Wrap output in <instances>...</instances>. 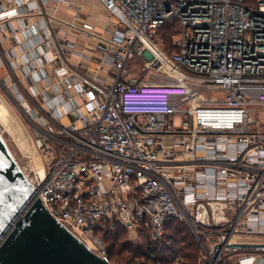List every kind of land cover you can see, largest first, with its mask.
Masks as SVG:
<instances>
[{
    "label": "built area",
    "instance_id": "obj_1",
    "mask_svg": "<svg viewBox=\"0 0 264 264\" xmlns=\"http://www.w3.org/2000/svg\"><path fill=\"white\" fill-rule=\"evenodd\" d=\"M53 1L0 0V48L15 20L44 23L58 44ZM99 1L101 33L63 23L98 42L97 69L69 65L65 43L55 48L65 92L25 91L43 103L23 114L46 163L24 173L50 214L107 261L104 231L124 225L157 242L175 218L201 264H230L229 244L264 243V131L250 129L264 105V0ZM175 21L168 55L154 39ZM132 59L143 76L127 75Z\"/></svg>",
    "mask_w": 264,
    "mask_h": 264
},
{
    "label": "water",
    "instance_id": "obj_2",
    "mask_svg": "<svg viewBox=\"0 0 264 264\" xmlns=\"http://www.w3.org/2000/svg\"><path fill=\"white\" fill-rule=\"evenodd\" d=\"M227 248L264 250V243ZM0 264H113L50 214L1 134Z\"/></svg>",
    "mask_w": 264,
    "mask_h": 264
},
{
    "label": "rangeland",
    "instance_id": "obj_3",
    "mask_svg": "<svg viewBox=\"0 0 264 264\" xmlns=\"http://www.w3.org/2000/svg\"><path fill=\"white\" fill-rule=\"evenodd\" d=\"M97 1L83 0V2L81 3V7H82V12L85 16L81 15V18L79 19L76 18L70 19L71 16L69 13L72 11L70 9H66L65 14H62L63 12L59 13L60 9L58 8V5L60 4L61 1L60 0L53 1V3L55 4V41L58 42V44H55V48L57 46L60 49L64 47L66 43L67 47H65V51L63 50H59V51L62 52L63 58L64 57L67 58L69 65L73 67H78L80 65L73 64L71 62L72 61L71 57L75 56L76 53L79 54L80 50L84 52L86 56L88 54L91 55V52L94 51L91 50L94 49L93 47L94 44H92L94 40L93 39L89 40L91 38L89 37L88 34L83 33L85 31L82 32L72 31L69 29L70 28L69 26L63 23H67V24L75 23L76 25L81 26L80 29H84V28L86 29L87 25L85 24V22L96 23L97 25L104 27L107 21L105 18H103L102 14L100 15ZM66 2H71L74 4L78 2V0H66ZM65 8H69V7H65ZM83 20H85V22H83ZM169 30L170 29H166V30L163 29L161 33L158 32L159 34H157V36L154 39V41L157 42L163 49L167 47V43H168L164 35L166 31ZM178 32H179V26H178ZM178 32L172 36V43H174V39L178 34ZM79 48L81 49L79 50ZM94 58H98V57L95 56ZM94 63H93L94 65L93 70L96 67ZM140 65H141L140 60L132 59L130 61V66L127 74L129 78L137 77V76L140 77L145 74V72L142 70ZM4 66L6 65H3L2 69L4 70L5 74L2 75V73L0 72L1 74L0 75V134L2 135L3 139L7 143L15 159L17 160L20 167L25 173L28 171L30 172L32 170L35 171L41 170L45 166L44 164L46 163V159L43 153L37 147L36 144L37 133L35 132L34 128L30 125V123L27 121L23 112H26L28 114L27 111H29L30 113V111L34 108L33 105L34 100L36 102H39L41 105H43V103L39 99L40 96L35 97L34 100L31 99L29 103L27 94L25 90L22 88V85L16 74L13 72L12 69H9L8 66L6 68ZM109 74L113 76L112 69L110 70ZM3 76L9 81L7 82L5 79H3ZM107 79H108L107 82H111V79L109 78ZM217 96L223 97L222 95H217ZM62 113L66 114L65 108H62L61 114ZM30 115L32 116L31 113ZM251 119L253 124H251L250 129L252 131H264V105L254 109V111L251 114ZM125 235L131 241H138V239L132 238V235L128 229ZM106 248L108 254L109 252H108L107 243H106ZM238 252L239 251H236L235 249H231L228 251V254L229 255L238 254ZM112 261L117 262L116 260H112Z\"/></svg>",
    "mask_w": 264,
    "mask_h": 264
},
{
    "label": "crops",
    "instance_id": "obj_4",
    "mask_svg": "<svg viewBox=\"0 0 264 264\" xmlns=\"http://www.w3.org/2000/svg\"><path fill=\"white\" fill-rule=\"evenodd\" d=\"M60 1L61 2L58 5V8L60 9L59 13L63 12L62 14H65L66 9L72 10L69 13L71 16L70 19H79L81 18V15H84L81 7V3L83 2V0H78V2L74 4L71 2H66V0ZM98 1L97 4L99 6V13L100 15L102 14L103 18L106 19L107 24L108 17L106 10L102 6V4L99 3L100 1ZM53 5L55 7L54 3ZM52 8L49 9L50 12L51 10L55 11V9ZM22 10L24 11L25 9ZM51 21L52 26L55 27V21H53V19H51ZM83 22H85V20H83ZM85 24L87 25V28H94L99 33H101L102 29H104L106 26L105 25L104 27H102L97 25L96 23L91 22H85ZM10 30L16 32L15 37L7 42L2 43L0 48V72L2 73V75L5 74L4 70L2 69L3 65H6L4 66L5 68L8 66V68L12 69L18 77L22 88L29 94H35L38 90L43 89L47 91L48 95L51 92L53 94H60L65 92L64 89L67 87L66 82L64 81V79L55 76V42H53V40L51 39L53 35L50 33L51 31L46 29V25L42 23L36 28L33 27L27 29L25 28V23L23 21L15 20L12 21ZM92 44H94V49L91 50L94 51L91 52V55H87L91 60L84 57L83 55H85V53L80 50L81 48H79V54L76 53L75 56H72L71 62L73 64L80 65L83 69L93 70V58L95 56L98 57L94 59L99 60L100 62L101 55L97 53V51H95L98 42L94 41ZM34 69H37V73L31 74L32 70ZM95 69H97V65ZM26 77H28L31 82L26 81ZM100 77L106 78V74L104 71L100 73ZM3 79H5L7 82L9 81L4 78V76ZM238 251V254L231 255L230 264H240L239 259L242 257H253V264H264V250L238 249Z\"/></svg>",
    "mask_w": 264,
    "mask_h": 264
},
{
    "label": "trees",
    "instance_id": "obj_5",
    "mask_svg": "<svg viewBox=\"0 0 264 264\" xmlns=\"http://www.w3.org/2000/svg\"><path fill=\"white\" fill-rule=\"evenodd\" d=\"M163 29H170L164 37L168 41L165 49L172 55L176 51L172 36L178 32V22H170L158 32ZM126 232V226L117 225L102 234L109 260L114 264H174L178 256H181V264H200L196 239L189 228L175 218L167 221L164 236L157 242H152L146 233L140 240L131 241Z\"/></svg>",
    "mask_w": 264,
    "mask_h": 264
},
{
    "label": "bare ground",
    "instance_id": "obj_6",
    "mask_svg": "<svg viewBox=\"0 0 264 264\" xmlns=\"http://www.w3.org/2000/svg\"><path fill=\"white\" fill-rule=\"evenodd\" d=\"M26 113V112H25Z\"/></svg>",
    "mask_w": 264,
    "mask_h": 264
}]
</instances>
